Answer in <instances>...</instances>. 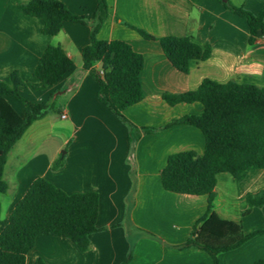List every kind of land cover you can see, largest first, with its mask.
<instances>
[{
	"label": "crops",
	"instance_id": "1",
	"mask_svg": "<svg viewBox=\"0 0 264 264\" xmlns=\"http://www.w3.org/2000/svg\"><path fill=\"white\" fill-rule=\"evenodd\" d=\"M31 1L0 0V80L17 73L32 86L21 88V96L38 104L53 102L54 110L15 144L4 180L8 192L19 200L38 178L69 195L97 192V227L103 230L90 236L91 248L84 253L65 238L39 237L26 264H35L38 258L46 264H121L129 254L130 264H213L203 251L173 248L184 244L205 216L207 196L170 193L161 181L169 156L192 151L202 157L205 150L204 136L197 128H162L185 116H199L204 108L200 103L170 106L163 95L194 91L204 80L264 89V36L250 44L247 20L227 11L218 0H107L108 16L97 38L125 42L144 60L140 74L144 98L124 116L139 129L158 130L142 134L133 144L128 127L99 101L98 85L83 69L82 51L90 44L99 0H62L86 23L66 22L55 36L44 35L42 20L20 10ZM231 1L254 15L264 9V0ZM133 28L155 39L189 36L202 47L210 45L211 57L191 62L189 73L182 74L157 41L144 39ZM49 46H60L73 66L57 84L39 90L42 83L34 70ZM6 100L25 117L21 102L11 96ZM61 155L64 166L53 171L52 164ZM263 195L264 169L250 171L241 182L222 173L217 176L213 211L223 220L240 224L246 234L261 230L264 206L252 208L246 216L243 212L249 209V197ZM259 260L264 261V236L218 256L220 264Z\"/></svg>",
	"mask_w": 264,
	"mask_h": 264
},
{
	"label": "trees",
	"instance_id": "2",
	"mask_svg": "<svg viewBox=\"0 0 264 264\" xmlns=\"http://www.w3.org/2000/svg\"><path fill=\"white\" fill-rule=\"evenodd\" d=\"M230 13L247 20L253 44L259 35L264 36V9L254 15L231 0H218ZM26 16L43 22V34L55 36L66 22L85 24L86 19L72 14L62 0H32L20 6ZM108 16L107 0H99L90 44L82 51L83 69L98 85V99L129 129L130 141L136 143L142 134L157 129H139L128 121L124 112L144 98L140 74L144 60L122 41H102L97 38ZM129 26V25H127ZM131 27V26H129ZM132 28V27H131ZM144 39L157 41L170 64L182 74H188L191 62L206 61L211 57L210 45L204 47L189 36L155 39L143 30L135 29ZM100 64V68H95ZM73 61L60 46L46 48L34 70L41 81L39 90L57 84L72 68ZM21 88H32L17 73L7 81L0 80V196L9 186L4 171L9 153L27 130L54 110L53 102L38 104L27 101L20 94ZM11 96L26 109L20 117L8 103ZM170 106L200 103L201 115L185 116L162 129L188 125L200 130L205 139L202 157L194 152H182L168 157L161 171L165 191L192 196H207L205 216L195 225L188 240L176 250L198 249L207 253L213 264H220L219 254L235 251L257 236H264V229L244 233L240 224L221 219L214 211L217 176L230 174L237 182L243 181L253 170L264 169V89L236 82L219 84L204 80L198 89L179 95L164 94ZM65 156L61 155L52 170L63 168ZM249 209L264 206L261 198H248ZM0 203V264H26L27 255L39 237L58 236L71 241L81 252L91 248L90 236L102 231L97 227L99 194L95 191L67 194L43 178L36 179L25 196L16 204L12 213L1 220ZM132 255L121 264H130ZM35 264H46L38 258ZM253 264H264L263 260Z\"/></svg>",
	"mask_w": 264,
	"mask_h": 264
},
{
	"label": "rangeland",
	"instance_id": "3",
	"mask_svg": "<svg viewBox=\"0 0 264 264\" xmlns=\"http://www.w3.org/2000/svg\"><path fill=\"white\" fill-rule=\"evenodd\" d=\"M46 131L44 130V133ZM47 133H45L46 135ZM65 152L66 150L63 149ZM9 181V179H7ZM19 197L15 195V193L7 192L5 195L0 196V203H1V220H5L12 212V210L15 208L16 204L19 202ZM10 212V213H9Z\"/></svg>",
	"mask_w": 264,
	"mask_h": 264
},
{
	"label": "built area",
	"instance_id": "4",
	"mask_svg": "<svg viewBox=\"0 0 264 264\" xmlns=\"http://www.w3.org/2000/svg\"><path fill=\"white\" fill-rule=\"evenodd\" d=\"M66 116L64 115L63 118H65Z\"/></svg>",
	"mask_w": 264,
	"mask_h": 264
}]
</instances>
